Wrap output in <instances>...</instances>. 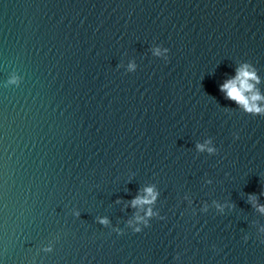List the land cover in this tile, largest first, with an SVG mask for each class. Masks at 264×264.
Returning <instances> with one entry per match:
<instances>
[{"label":"water","instance_id":"obj_1","mask_svg":"<svg viewBox=\"0 0 264 264\" xmlns=\"http://www.w3.org/2000/svg\"><path fill=\"white\" fill-rule=\"evenodd\" d=\"M239 61L264 78V0H0V261L264 264L247 203L264 191V116L218 87ZM13 70L21 85L4 87ZM206 137L216 155L195 151ZM146 183L163 220L122 235L96 222L123 228L132 209L114 201ZM213 199L236 207L199 211Z\"/></svg>","mask_w":264,"mask_h":264},{"label":"clouds","instance_id":"obj_2","mask_svg":"<svg viewBox=\"0 0 264 264\" xmlns=\"http://www.w3.org/2000/svg\"><path fill=\"white\" fill-rule=\"evenodd\" d=\"M151 55L156 58H161L167 61L169 58L170 49L159 44H153L149 49ZM118 68H123L127 73L135 72L138 68V64L135 58H129L127 63L121 62L117 65ZM23 77L13 70L9 73L4 87L16 86L19 87L22 83ZM264 78H262L258 72V69L248 61H239L234 67V74L226 75V78L219 84V91L222 93L224 99L235 103L237 110L252 116H264ZM225 111H230L232 108L223 107ZM234 138L238 139V134L233 133ZM197 153H207L209 156L216 155L218 148L215 145L212 137H206L202 141H197L194 145ZM205 185H211L213 181L210 178H206ZM161 193L155 183H146L139 187L135 195L129 199L117 198L114 203L123 205V210L132 209L131 215L124 221V227H120L117 223L113 225L111 219L104 216H97L96 222L104 227L110 228L112 232L117 235H122L125 230H131L133 233H140L144 228L150 226V222L153 218L163 220L165 217L161 215L160 210L156 207ZM261 197H264V191L259 194L248 193L247 203L251 205V208L255 210L260 216H264V203L261 202ZM186 201L188 206L193 204V198L190 193H185L182 198ZM236 205L229 201L213 199L211 203L208 201H202L199 211L202 213H208L210 209H214L217 213L223 215L226 212H231L235 209ZM195 212V209H193ZM71 215L75 218H80L81 212L78 208L71 210ZM253 225L256 228L258 236L264 237V224H260L258 221H253ZM60 239V233H57L55 237L49 240L47 243L42 244L37 249V255L40 252L45 254L51 253L54 250L55 242ZM245 242L250 239L249 234L243 236ZM264 243V240L261 241ZM176 259H179L177 255ZM0 264H3L0 261ZM31 264H36L35 258H33Z\"/></svg>","mask_w":264,"mask_h":264}]
</instances>
